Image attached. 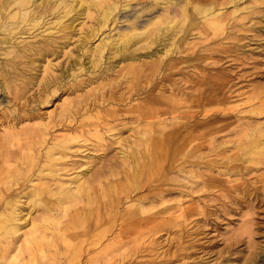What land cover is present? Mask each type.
<instances>
[{"label": "rangeland", "instance_id": "374dc122", "mask_svg": "<svg viewBox=\"0 0 264 264\" xmlns=\"http://www.w3.org/2000/svg\"><path fill=\"white\" fill-rule=\"evenodd\" d=\"M173 1L144 14L131 0L92 38L99 0L72 30V13L9 30L1 264H264V0H188L185 21ZM42 224L49 241L25 244Z\"/></svg>", "mask_w": 264, "mask_h": 264}, {"label": "bare ground", "instance_id": "6f19581e", "mask_svg": "<svg viewBox=\"0 0 264 264\" xmlns=\"http://www.w3.org/2000/svg\"><path fill=\"white\" fill-rule=\"evenodd\" d=\"M100 1V5L99 7H101L102 12L99 13L98 16L95 17L94 19V26L89 29L87 31V38L88 37H94L95 35H97V33L101 30V28L105 27V26H109L113 21H114V15H115V11L116 10H125L126 8L129 7V2L131 0H99ZM137 1H141L139 2L137 5H140L139 11H141V13H153L156 12L158 9L162 8L164 11L169 10L171 7H173L175 5V2L173 0H137ZM178 1V0H177ZM201 2H204V0H200ZM187 2L188 0H185V3L183 5V11H184V19L183 21H185L188 18V9L187 8ZM200 2V3H201ZM9 9V10H8ZM97 10V2L96 0H12L11 3L9 2V0H0V44L5 43L7 44L8 42H11V44L6 45L4 48H14V42L15 39L13 37V35H11L9 33V30H13L16 28V26L25 23L26 26L28 25H32V24H37V23H42L45 24L47 20H49L50 16L58 19H61L63 17L62 14H67V13H72V15L70 16V18H68L66 21L62 22V27L66 30H72L74 29L75 26V21L80 19V16L82 15L83 12H85L86 10ZM198 12L200 13H204L209 11V6L208 5H202L200 4L199 7H197ZM162 10V11H163ZM162 13V12H161ZM116 16V15H115ZM219 18V14H214L212 15L209 20H207L210 28L212 30H217V26H219V24L215 23L214 21H217ZM3 21V22H2ZM158 29V28H157ZM165 29H163L164 31ZM149 32V31H148ZM157 33V32H156ZM134 34V33H133ZM16 38V37H15ZM152 38V37H151ZM104 39V38H103ZM156 40V38L151 39L150 41L152 42V44H154V41ZM131 41V40H130ZM115 42V41H114ZM129 42V38L125 41V43ZM124 43V44H125ZM167 43V42H166ZM105 44V42H104ZM123 44V45H124ZM29 45V44H28ZM132 45V44H130ZM162 45V44H161ZM27 46V45H26ZM40 46V45H39ZM38 46V47H39ZM101 46V45H100ZM116 46V45H115ZM28 47V46H27ZM31 47V46H30ZM141 47V46H140ZM2 49V47H0ZM43 48V47H42ZM100 48V47H99ZM103 48V47H102ZM115 48V47H114ZM138 48V47H137ZM89 49V48H88ZM95 49L97 51H99L98 46L95 47ZM124 48L117 46L116 51H123ZM136 49V48H135ZM134 49V50H135ZM6 50V49H5ZM20 50V49H19ZM93 50V49H92ZM103 50V49H102ZM22 51V50H21ZM113 51V50H112ZM11 52V51H10ZM156 52V51H155ZM7 54V53H6ZM31 55V54H30ZM110 55V54H109ZM113 55V53H112ZM96 59V58H95ZM98 59V58H97ZM7 61H13L14 62V56L7 58ZM93 61V60H92ZM74 64V63H73ZM1 74V73H0ZM6 80V78H5ZM5 80H1L0 79V83L2 85V89L6 92L9 93L10 92V87L8 86L7 82ZM17 91V88L15 90V92L13 93V99L16 98L15 97V93ZM161 98V96H160ZM13 102V100H12ZM15 102V101H14ZM13 102V103H14ZM15 104V103H14ZM67 109V108H66ZM66 109H64V111H66ZM96 117H98L96 115ZM203 119V118H202ZM64 126V125H63ZM65 128V127H64ZM12 139V136L10 135H6V136H1L0 137V146H2L3 143H7L9 144L10 141ZM43 139V138H42ZM43 141V140H42ZM4 145V144H3ZM67 145V144H66ZM59 146V145H58ZM65 146V145H64ZM56 147V146H55ZM67 147V146H66ZM63 148V147H62ZM60 149V148H59ZM132 152V151H131ZM161 152V151H160ZM49 153V152H48ZM48 153H45L48 155ZM54 153V152H52ZM51 154V153H50ZM57 154V153H56ZM159 154V152H158ZM50 156V155H48ZM46 158V157H45ZM48 158V157H47ZM49 159V158H48ZM49 161V160H48ZM47 161V162H48ZM50 162V161H49ZM53 162V161H52ZM135 162V161H134ZM54 163V162H53ZM49 164V163H48ZM51 164V163H50ZM7 165V164H6ZM43 167V166H42ZM46 169V168H45ZM28 170V169H27ZM26 170V171H27ZM47 170V169H46ZM50 170V169H49ZM56 170V169H55ZM30 171V170H28ZM27 171V172H28ZM45 174V173H44ZM57 174V173H56ZM45 176V175H44ZM38 177V176H37ZM47 177V176H46ZM58 177V176H55ZM60 177V176H59ZM58 177V178H59ZM29 177H27L28 179ZM50 178V177H49ZM52 178V177H51ZM7 179V178H6ZM5 179V180H6ZM37 179V178H36ZM54 179V178H53ZM81 179V178H80ZM95 181V180H94ZM84 183V182H83ZM101 183V181H100ZM46 184V183H45ZM85 184V183H84ZM40 185V184H39ZM91 185V184H90ZM35 186H36V182H35ZM67 186V185H66ZM134 186V185H133ZM63 187V186H62ZM39 188V187H38ZM43 188V187H42ZM72 188V187H71ZM92 188H96V186L94 187L92 185ZM102 188V187H101ZM64 189V188H63ZM68 189V188H67ZM35 189L30 190L32 193H34V196L37 198V200L33 201V204L36 206H40V204L44 201V197L41 196L39 191H35ZM88 190V189H86ZM95 189H93L91 191V193H86V205L87 207H85L86 211L88 212L90 210V203L94 200V196L92 195V192ZM97 190V188H96ZM104 190V189H103ZM51 190H49L50 192ZM70 191V189H69ZM42 192V190H41ZM96 191H94L95 194ZM30 193V192H29ZM50 196H54V199H64V198H69L66 194L62 193V189L59 188V190H57L54 194L53 193H49ZM96 196H98V193L96 192ZM74 196V195H73ZM73 198V197H72ZM11 202V201H10ZM94 203V202H93ZM15 204V203H14ZM19 206V205H17ZM32 206V204H31ZM20 207V206H19ZM58 207V205H57ZM33 208V207H32ZM17 210V209H16ZM95 211L98 212V210L95 208ZM8 212V211H7ZM5 212V213H7ZM129 213V212H128ZM135 213V212H134ZM48 214V213H47ZM88 214V213H87ZM86 213L81 212L78 213L77 215L74 213V215H76L77 219L79 220V222H83L85 219V217L87 216ZM140 214V213H139ZM29 216V214H26ZM131 215V214H129ZM3 216V215H2ZM97 216V215H96ZM128 216V215H127ZM16 217V216H15ZM23 216L19 215L18 220H21L24 222L23 227L27 226V224H29V218H22ZM2 218V217H1ZM7 218V217H6ZM11 218V217H10ZM14 218V217H13ZM97 218V217H96ZM7 220V219H6ZM17 220V219H16ZM98 220V219H97ZM114 220V219H113ZM154 220V219H153ZM73 222V221H72ZM17 223V222H16ZM98 223V222H97ZM97 223L95 225H97ZM33 224V223H32ZM73 224V223H72ZM94 224V221H93ZM5 225V224H4ZM13 225V224H12ZM94 225V226H95ZM7 226V225H6ZM31 227H29L22 235H20L22 237V240L24 241V243H28L30 240H32L30 247L33 245L36 246H41L43 243L46 244L49 240L45 241L44 238L47 234L46 230L48 229L47 224H42V226L39 227H35V225H30ZM49 226V225H48ZM22 227V226H21ZM11 231H15L14 227L10 228ZM7 235V228L6 227H1L0 228V235ZM63 235V234H62ZM1 238V236H0ZM5 238V237H3ZM11 238V237H9ZM8 239V237H7ZM4 241V240H3ZM8 243V241H7ZM5 247V246H4ZM7 247V245H6ZM8 248V247H7ZM10 250V249H7ZM5 250V252L7 251ZM2 251V250H1ZM7 254V253H6ZM10 254V253H9ZM44 257V256H43ZM42 257V258H43ZM46 257V256H45ZM0 258H1V253H0ZM43 260V259H42ZM261 260L264 262V256L261 257ZM3 263L0 260V264Z\"/></svg>", "mask_w": 264, "mask_h": 264}]
</instances>
